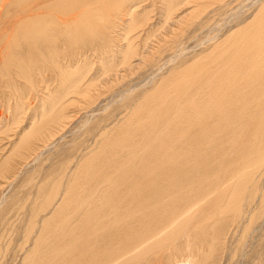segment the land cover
I'll list each match as a JSON object with an SVG mask.
<instances>
[{
    "label": "bare ground",
    "instance_id": "obj_1",
    "mask_svg": "<svg viewBox=\"0 0 264 264\" xmlns=\"http://www.w3.org/2000/svg\"><path fill=\"white\" fill-rule=\"evenodd\" d=\"M200 1L53 0L55 7L40 13L46 0H0V80L12 87L10 95L22 86L8 120L22 136L0 167L28 153L40 154L62 135L75 112L98 99L120 96L123 84L139 69L160 68L162 61L167 66L178 58L185 33L182 17L173 12ZM254 9L250 22L226 35L232 52L220 57L215 69L181 66L174 73L181 75L179 80L170 81L169 75L153 90H144L127 114L100 131L109 143L108 149H98H106L107 157L86 171L78 163L72 174L63 169L67 185L56 180L41 189L48 216L39 232L46 231L43 224L52 217L62 224L50 231L46 249L21 264H132L174 243L167 255H181L192 241L197 253L191 249L184 261L198 264L210 255L200 247L204 241H210L214 253L213 240L221 230L211 231L213 224L225 216L240 219L243 206L255 203V197L264 202L256 177L260 168L264 172V0ZM15 79H21V86ZM48 81L55 88L46 92ZM35 97L41 109L33 110L21 128L24 110L31 109ZM13 134L18 137L16 130ZM5 136L9 141L11 136ZM72 201L76 205L65 209ZM162 207H167L164 218L148 227ZM124 242L129 245L118 250Z\"/></svg>",
    "mask_w": 264,
    "mask_h": 264
},
{
    "label": "rangeland",
    "instance_id": "obj_2",
    "mask_svg": "<svg viewBox=\"0 0 264 264\" xmlns=\"http://www.w3.org/2000/svg\"><path fill=\"white\" fill-rule=\"evenodd\" d=\"M46 1L47 6L42 8L44 4H41L42 6L40 8V13L55 7V4L52 2L53 0ZM70 1L71 0H63V2H67L68 4L71 3ZM206 1L202 0L198 3H195L196 6L193 2H191V4H188V6H182L178 8L175 13L173 12L174 17H182L181 22L182 26H184L183 33H185L182 50L185 51H181L179 53V57L174 59L176 61L172 60L173 62L170 61L171 63L167 62V66L166 63L164 64L162 61L160 68H157V66L154 65L151 67H145V69H142L141 71H139V69L131 76V78H129V82L126 81V83L123 84L124 86L121 90L122 92L120 91V96L118 94V96L114 94V96L117 98L113 97L112 95L109 97L110 99L105 97L101 100L98 99L96 100L98 103L93 104V106L91 105L89 107L90 109L82 108L75 112V114L77 113L75 115L76 117L74 116L75 119L72 118L73 120L69 121V124L65 128L62 135L58 136L53 141V144L51 142L48 144L47 148L42 149L40 154L38 153V155L34 156L33 152L32 154L28 153V156L26 155L22 160L16 159L9 161L7 168H4V166L0 167V264H21L26 257L31 258V255H36L38 252L46 249L45 247L48 246L51 234L50 231H54L61 226L62 221L56 219L57 217H52L50 218L51 222L46 224L48 226L43 224V226L46 228V231L42 233L39 232L42 220L47 215L45 211H43L44 203L43 199L40 197L41 189L45 188L46 191L47 186H52L56 180L59 183L63 181V183L67 185L69 177L64 176L65 173H63V169L66 173L72 174L76 169L74 168L75 165L78 163V165L80 167L82 166L84 169L83 171H86L87 169L92 168V164L95 163L99 157H107L108 154L106 149H108L107 143H109V141L107 138L102 140L100 131L104 127H110V125H112L114 122H118L122 115L127 114L130 106L133 105V102L135 103L138 100L137 98L143 94L144 90H153L158 86L160 80L168 78L169 75L170 81L174 80L176 76H181L175 75L174 73H176L180 68H184V66H195L192 67V69L207 68L206 71L215 69L217 66L216 63H218L217 60H219V58L222 56L224 57L225 54L232 52L230 48L231 43L228 46L226 45L229 41L225 40L226 35L231 33L230 31L238 29L240 26L243 27L247 22H250V18H252V14L255 12L254 8L256 7L259 0ZM40 2L45 3V0H40ZM49 3H51V5ZM185 12H187L186 15ZM1 29L2 28H0V31ZM58 36L60 37L59 33L57 34V37ZM216 43H223L226 46L224 49H221L222 46L219 48H211L212 45L215 47ZM71 44L73 46V43ZM176 52H178V48ZM153 76L155 78H153ZM179 78L181 77H178V80ZM12 79H14V77ZM19 80L20 82L16 79L14 81V84L16 83L17 87V82H19L20 86L23 83L21 79ZM127 82L129 84H127ZM132 82H136L134 83V87L133 84H131ZM42 85L43 83H40V86ZM54 85V81H48L46 83L47 87L43 88L46 92H48V90L55 88ZM4 86L5 85L3 84V81L0 80V129H3L7 124L6 126H8L10 129L7 127L8 129L6 128L3 130L11 137L7 136L9 137V141H7L5 136L7 134L4 135L2 132H0V162L4 157L10 154L9 151L12 146V148L18 146L19 136H22L21 129L17 130L18 127L15 126L16 123L13 124V120L12 122L8 121H11L10 118H12V115L15 112L16 100L19 101V99L16 98V94H19L21 91L19 89H21L22 86L18 87L19 92L17 91L16 94L13 93L12 95L9 94L12 90V87ZM41 88L42 87H38V89ZM124 92H127V95ZM12 96L15 97L13 98ZM25 100L29 101L27 98ZM31 101L32 99L29 102ZM35 101L36 97L33 103H31V109L29 108L26 111L24 110L25 117H22L23 119L21 118V128L30 122L32 112H34L33 110H36V113L40 111L41 104H39V107L37 108V102L35 103ZM76 110L78 109H74V111ZM71 111H73L72 107L67 110V112L72 113ZM132 111L136 110L132 108ZM15 130L18 134L17 138L15 137V134H13V131ZM250 131L253 133V130ZM102 136L104 137V134ZM98 146H104V148H106L105 151H103V149L100 147L98 149ZM95 147L96 149H94ZM13 153L16 154L15 151ZM85 161L88 162V165L87 163L84 165ZM65 168H67V170H65ZM262 169L263 168H260V170H258L256 173V177L259 182L257 189L258 195L264 193V172ZM79 172L82 173V170ZM61 175H63V177H61ZM77 176L78 175H75V180H77ZM64 187L65 186H62V188ZM47 193L48 191L44 192V195H47ZM80 194L81 193L78 192L77 196ZM254 199L255 200L253 202L255 203H252L249 206H243V217L240 218L242 220L237 218L235 221H230L232 217L225 216L226 218H222V221L213 224L211 229L209 228L211 231H213V229L219 228L221 230V234L213 240V245H216L214 253H212L209 249L210 241L208 243L205 241L203 242V245L200 247L202 250H207V252H210V255L201 259L198 264H264V202H260L259 197H255ZM182 200L183 199L177 203L179 204ZM75 205L76 203L72 201V203L66 206L65 209L70 210ZM179 206H183V204H180ZM166 208L167 207H162V211L158 210V214L153 218L154 220L150 221V219H148L151 224L148 227L156 224L157 220L160 221L164 218V211H166ZM32 215L34 217L29 219ZM250 215H253V218L252 221H249L248 223V218ZM77 221L78 220H75L74 222ZM70 222L72 223L73 220H70ZM246 226L247 229L245 231L244 229ZM38 235L39 237L37 238ZM196 237H199L201 240V235L199 236V234H197ZM133 242H135V240H133L130 245H132ZM126 244L127 242L122 244L119 243L118 245H121V247L118 248V250H124L129 245ZM191 244L195 245L193 244V241ZM173 245H171L168 250H165L164 248L155 249L156 251L151 250L152 255H146V259H141L142 262L140 259L136 258L132 264H137L139 262L145 264V260L147 262L149 257V262L146 264H180V262L185 264V256H188L193 252L197 253L195 252V246L191 245L192 248L190 249H187L190 246L182 248L183 254H173L174 256L171 255V258H169L167 251L170 252L173 247H176L175 243ZM190 250L194 251L190 252ZM160 254H163V257L157 260V257ZM165 255L168 257H165ZM197 255L200 257L202 255L203 257L204 253L199 252ZM152 257H156V259ZM163 258H165V260H163Z\"/></svg>",
    "mask_w": 264,
    "mask_h": 264
}]
</instances>
